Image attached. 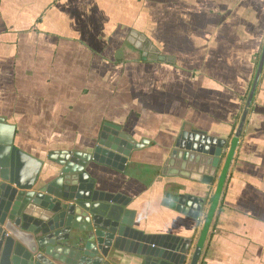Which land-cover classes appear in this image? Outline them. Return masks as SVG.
<instances>
[{
  "label": "crops",
  "instance_id": "crops-1",
  "mask_svg": "<svg viewBox=\"0 0 264 264\" xmlns=\"http://www.w3.org/2000/svg\"><path fill=\"white\" fill-rule=\"evenodd\" d=\"M132 29L175 62L145 60ZM263 46L264 0H0V117L45 183L61 170L51 152L93 154L105 128L143 142L124 169L86 170L126 200L134 228L192 239L185 264L228 164L197 264H264V68L228 160ZM175 149V168L221 150L213 181L168 174ZM22 167L30 178L34 164ZM169 192L205 198L199 218L164 204ZM108 260L145 263L114 249Z\"/></svg>",
  "mask_w": 264,
  "mask_h": 264
},
{
  "label": "water",
  "instance_id": "water-1",
  "mask_svg": "<svg viewBox=\"0 0 264 264\" xmlns=\"http://www.w3.org/2000/svg\"><path fill=\"white\" fill-rule=\"evenodd\" d=\"M127 40L142 52L145 60L175 62L174 57L162 54L142 32L131 30ZM263 68L264 46L228 160L241 136ZM106 130L93 154L51 152L48 159L59 164L61 170L56 178L45 183L38 179L42 161L14 145L13 126L5 124V119L0 117V264H112L108 260L112 249L140 254L144 256V264L186 263L192 239L139 231L134 228V211L126 209V200L121 195L95 188V180L86 170L89 161L93 159L124 169L132 150L143 144L123 133L114 132L109 136ZM176 155L175 149L167 160L168 174L210 183L220 162L221 150L210 156L188 154L185 159L191 158L190 161L183 162L179 168L174 167L178 166ZM24 160L34 164L28 179L21 174ZM204 166L207 168L202 171ZM227 169L228 164L190 264H197L200 258ZM164 204L197 219L205 198L169 192Z\"/></svg>",
  "mask_w": 264,
  "mask_h": 264
},
{
  "label": "flooded vegetation",
  "instance_id": "flooded-vegetation-1",
  "mask_svg": "<svg viewBox=\"0 0 264 264\" xmlns=\"http://www.w3.org/2000/svg\"><path fill=\"white\" fill-rule=\"evenodd\" d=\"M133 30V29H132Z\"/></svg>",
  "mask_w": 264,
  "mask_h": 264
}]
</instances>
